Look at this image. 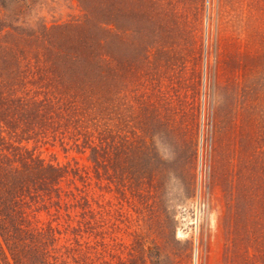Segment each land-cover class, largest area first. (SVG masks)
<instances>
[{
	"label": "rangeland",
	"instance_id": "374dc122",
	"mask_svg": "<svg viewBox=\"0 0 264 264\" xmlns=\"http://www.w3.org/2000/svg\"><path fill=\"white\" fill-rule=\"evenodd\" d=\"M22 5L25 21L48 29L84 20L78 0ZM111 5L107 81L99 69L82 127L11 141L65 172L59 198L22 208L29 234H44L33 255L264 264V0ZM26 77L32 96L37 76ZM0 264H13L1 232Z\"/></svg>",
	"mask_w": 264,
	"mask_h": 264
},
{
	"label": "trees",
	"instance_id": "16d2710c",
	"mask_svg": "<svg viewBox=\"0 0 264 264\" xmlns=\"http://www.w3.org/2000/svg\"><path fill=\"white\" fill-rule=\"evenodd\" d=\"M111 1L78 0L83 21L48 29L25 21V0H0V232L13 264H56L46 252L33 255L35 238L44 234H29L22 208L59 198L65 172L25 157L23 147L13 145L22 142L12 140L57 138L68 132L63 129L82 127L93 107L99 69L107 81ZM28 73L37 76L32 96L22 91ZM98 156V149H91L90 159L100 167Z\"/></svg>",
	"mask_w": 264,
	"mask_h": 264
}]
</instances>
